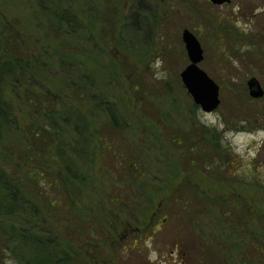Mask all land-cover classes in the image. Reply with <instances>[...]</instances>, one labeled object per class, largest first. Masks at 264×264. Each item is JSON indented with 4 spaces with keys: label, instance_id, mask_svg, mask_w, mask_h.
Returning <instances> with one entry per match:
<instances>
[{
    "label": "rangeland",
    "instance_id": "obj_1",
    "mask_svg": "<svg viewBox=\"0 0 264 264\" xmlns=\"http://www.w3.org/2000/svg\"><path fill=\"white\" fill-rule=\"evenodd\" d=\"M36 5L34 0H0L8 30L45 37V19ZM63 5L79 10L93 37L89 44L99 47L96 52L92 46L91 55L85 50L82 59L97 84L90 99L79 102L87 124L110 126L105 110L110 104L126 123L114 142L122 152L137 151L123 157L98 149L92 151L93 161L74 160L86 183L72 187L74 202L67 198V206L47 210L46 225L51 235L64 237L59 245L65 255L77 253L73 264L80 256L88 264H242L244 258L264 264V96L252 99L246 87L255 77L264 89V0H233L220 8L208 0H65ZM139 10L153 14L151 25L136 24ZM107 20L111 24L104 27ZM219 21L225 24L220 27ZM109 28L114 36L105 40ZM184 28L201 44L199 67L219 86L220 105L212 112L193 102L180 78L188 64ZM59 39L65 43L63 36ZM43 40L59 46L54 39ZM42 61L51 70H42L30 92L34 100L43 99L39 115L2 85L22 132L38 122L45 125L53 105H47L46 96L56 95L55 108L72 96L69 75L57 79V64L50 57ZM10 134L17 132L3 136L0 150L13 153L0 161L7 169L20 162L25 174L39 158L29 160L20 135L9 139ZM66 134L75 136L72 126ZM43 157V166L49 160L58 166L54 156ZM135 157L136 179L126 184L118 162Z\"/></svg>",
    "mask_w": 264,
    "mask_h": 264
},
{
    "label": "trees",
    "instance_id": "obj_2",
    "mask_svg": "<svg viewBox=\"0 0 264 264\" xmlns=\"http://www.w3.org/2000/svg\"><path fill=\"white\" fill-rule=\"evenodd\" d=\"M34 1L43 15L46 25L44 27L46 36L40 37V39H32L30 35L25 36L28 34L23 29L24 33H20L22 36L19 33V36H15L12 29L8 30L7 20L5 21L0 13V80L2 81L0 84V144L3 142V136L5 137L8 132H17V134H10L9 139L19 134L20 137L17 136V139L26 148L25 152L29 160L34 163L36 158H39L37 163L31 166L32 169L25 170V174L21 169H18V167H22L20 162L15 164L17 167L15 170L10 167L7 169L0 161V264H73L77 253L71 255L66 251L68 256L65 255V251L59 245L60 239L65 240L64 237L59 239V237L51 235V229L46 224L48 223L47 210L52 212L53 207L56 208L61 203L67 206V198L72 200L70 202H74L72 187H75L76 183L85 184L87 181L86 175L79 170L80 167L74 165V160L80 159L84 163L93 161L95 159L93 152H97L98 149L100 151L111 149L123 157L128 152L131 154L137 151L130 148L135 151L132 152L127 148V151L122 152L120 144L114 142L118 133L126 131V123L114 114L116 109L110 108V104L107 103L108 107L105 108L110 115V126L107 128L89 127L87 118L80 108L79 102L84 103L90 99V95L97 85L92 77L85 72L82 60L86 54L84 52L86 50L88 55H91L92 46L96 52L99 51V47L96 42L89 44L90 41H93V37L86 30L84 21L79 19L81 18L79 10L65 7L63 5L65 0ZM138 12L137 25L141 26L144 23L145 26H149L152 24L148 22V18L150 20L153 18L152 13L148 15L146 12L147 15H145L144 11L139 10ZM108 24H111V21L107 20L104 27ZM112 25L115 26V24ZM108 32L105 40L111 39V37L113 39V30L110 29ZM60 36L65 38L66 44L61 42ZM44 38L54 39L53 41H56L59 46L54 49L56 46H51L48 41L43 40ZM64 44L65 46H63ZM32 51H36L35 57H32ZM49 57L58 66V69H55L57 79L63 75H69L67 87L72 92V96L67 103L57 104V108L54 106L56 95L46 96L44 101L46 100L47 105L49 101L53 105L51 112L49 111L44 116L45 125L38 122V124L28 127L27 132L19 131L13 103L7 102L1 94L2 85L8 87L9 93L15 97L14 99L21 100L23 98L22 102L31 106L32 112L39 115L37 107L40 106L42 98L36 97L37 99L34 100L33 94L30 92L39 81L42 70L45 74L51 70V64L42 61V58ZM93 100L96 102L99 98L96 97ZM59 120L65 124V127H61L58 123ZM71 126L75 136L66 134L67 128L71 129ZM91 133H93L92 136ZM93 135L98 143H94ZM213 140L211 137L209 141L212 146L215 144ZM7 145L11 146L10 143ZM8 150L7 152L0 150V158L2 155L9 157L10 152L13 153L12 150ZM45 155L54 156L58 166L54 165L53 167L50 160L43 166L46 159L43 156ZM137 159L139 160L135 157L134 161H131L129 158H124L118 162L119 174L126 184L133 181V178L136 179L137 164L135 161ZM190 162L193 163V161ZM25 181L28 186L24 184ZM48 193L49 195L54 193L53 198H49ZM109 201L117 203V200L114 199ZM147 226L145 225L143 228ZM68 250H71L69 246ZM75 260L79 264H88L82 256L76 257Z\"/></svg>",
    "mask_w": 264,
    "mask_h": 264
},
{
    "label": "water",
    "instance_id": "obj_3",
    "mask_svg": "<svg viewBox=\"0 0 264 264\" xmlns=\"http://www.w3.org/2000/svg\"><path fill=\"white\" fill-rule=\"evenodd\" d=\"M214 4H222L229 0H210ZM182 40L189 64L181 71L180 78L193 102L203 112H212L219 103V86L198 66L203 59V51L197 38L187 29L182 32ZM249 95L261 98L264 94L259 82L254 78L247 81Z\"/></svg>",
    "mask_w": 264,
    "mask_h": 264
},
{
    "label": "flooded vegetation",
    "instance_id": "obj_4",
    "mask_svg": "<svg viewBox=\"0 0 264 264\" xmlns=\"http://www.w3.org/2000/svg\"><path fill=\"white\" fill-rule=\"evenodd\" d=\"M232 1L233 0H230L229 1V3H223V4H221V5H215V6H217L218 8H220V7H228L230 4H232ZM231 6V5H230ZM221 22L222 21H219V26L221 25V26H223L225 23H223V24H221ZM225 22H227V20H225ZM220 26V27H221ZM262 87V86H261ZM262 89H263V87H262ZM264 90V89H263ZM235 261H238V260H235ZM241 262H242V264H249V263H246V262H249L248 260H245V258L244 259H241L240 260ZM224 264H233V263H224ZM235 264H239V262L238 263H235Z\"/></svg>",
    "mask_w": 264,
    "mask_h": 264
}]
</instances>
